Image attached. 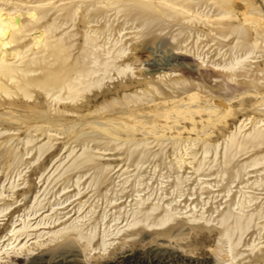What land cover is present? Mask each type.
Returning a JSON list of instances; mask_svg holds the SVG:
<instances>
[{
	"label": "rangeland",
	"instance_id": "obj_1",
	"mask_svg": "<svg viewBox=\"0 0 264 264\" xmlns=\"http://www.w3.org/2000/svg\"><path fill=\"white\" fill-rule=\"evenodd\" d=\"M56 1L13 0V13L21 14L23 30L32 28L31 36L53 18L58 25V31L52 27L57 33L50 28L47 34L54 40L45 67L66 79L90 62V52L105 50L115 52V67L74 101L63 97L64 89L65 100L58 101L32 86L30 98L0 107V264L13 256L27 264L53 245L38 234L76 221L94 232L97 244L103 231L122 227L106 237L112 240L106 250L89 254L98 262L128 247L148 260L181 255L177 263L264 264V0ZM34 5L41 7L27 11ZM256 129L263 133L259 146L250 143ZM84 154L92 160L81 164ZM139 201L203 211L210 221L188 225V233L205 235L204 251L179 253L174 243L153 239L154 233L150 245L130 247L139 238L133 235L122 246L118 238ZM239 206L243 217L252 214L253 226L231 259L217 251L219 221L228 210L238 214ZM57 218L61 224L54 227H33ZM26 220L30 236L13 240L11 231ZM18 242L25 245L19 249ZM79 252L87 260V252Z\"/></svg>",
	"mask_w": 264,
	"mask_h": 264
},
{
	"label": "bare ground",
	"instance_id": "obj_2",
	"mask_svg": "<svg viewBox=\"0 0 264 264\" xmlns=\"http://www.w3.org/2000/svg\"><path fill=\"white\" fill-rule=\"evenodd\" d=\"M4 1L7 0H0V36L2 37L1 38L2 41H0V107L3 104L14 103L15 99L21 100L22 97L30 98L29 90L32 86L36 87L38 89V92L40 93L42 92L43 94L49 96L52 99L54 98L53 100L63 101L67 98L73 100V98L77 96L76 94L79 91H81L82 89H86L84 87H87L88 89L90 86L94 84L95 85L100 84L106 73H108L109 67L111 66L115 67L113 66L114 64L113 62L114 60H116L115 59L116 56H114L115 53L114 51H113L114 53L110 50H105L104 52L101 51L102 52L101 55L90 52L89 55L91 57V60L89 58V55L87 57L90 60V62H88L89 64L85 62L87 64L86 65L84 61H82L83 63H81V64H85V67L81 68V66L78 65L80 67L79 68L77 67V65L74 66L70 64V68L74 66V68L77 67L79 69L73 70L71 68V70H73V74L71 73L72 75L70 74L66 79L63 78L61 79L59 75H58L59 77L58 76L56 77L51 70H48L49 68H46L47 65L45 61L46 59L45 53L47 52V47L49 48V46L51 45V43L49 44L50 42L49 40L50 38L52 39V37L48 36L47 34L48 32L52 34L50 28L51 30L54 31L58 26L56 23H53L54 18L51 22L53 24L51 25L50 23L51 27H49L50 25L48 24V27H44V29L42 27V30L39 32V34L31 36L30 33L32 32V28L28 30H23L25 25L21 20L20 17L21 14L18 15L17 13H13V11L17 10L18 4L14 3L13 0H10V2L13 3V6L12 8H8L7 3ZM58 2H61V0ZM41 3L42 2L37 3L36 5H39ZM36 5H34L33 8L31 9L27 8V11L35 9L37 7ZM41 5L39 7H41ZM59 6L61 7V9L65 8V5L64 6L59 5ZM48 11L49 10L45 12L43 11V13L48 14ZM74 14L76 15V12ZM45 16L46 14H44L42 18H44ZM73 19L71 20L74 22L75 20ZM56 20H58V18ZM65 20L64 22H66ZM52 27H55V29ZM56 30L57 31L59 30L58 27ZM56 30L54 32H56ZM69 35L73 36V34H69ZM58 39L59 41L57 40V42H60L61 38ZM39 40L41 41L39 42ZM52 40H54V37ZM57 42L55 43L57 44ZM70 45L73 46V42ZM32 46L36 47V50H34L35 49L34 48L33 49L34 51H32L31 50ZM51 48H54V46L52 45ZM74 60L73 61L76 63V59ZM77 63H79V60ZM70 68H68L69 71ZM68 69H66L67 72H69ZM117 71L118 73H121L123 69L119 68L117 69ZM60 72L58 74H60ZM98 73L101 74V75L99 74L100 77H98ZM65 74H69V73H65ZM62 77L64 76L62 75ZM63 89L64 91L65 90L67 91V92L66 91L63 92V97L64 96L66 97L65 99L60 97V92ZM64 93L67 94L65 95ZM57 103L59 104V102ZM37 122H41L42 124L43 122L44 123L48 122V120L39 119L37 120ZM44 129L45 128H43L42 131H45ZM249 135L251 139L250 143H252L253 146H259L262 144V140L260 137L263 135V133L260 129L254 130ZM29 142L27 140V143ZM232 146L233 144L231 142L229 143V145L226 144L223 152V156L225 157L227 156V153ZM205 152L206 151H204L203 153ZM85 156H83L84 158L80 160L79 163L84 164L83 162L86 161L89 162V160H92V157L90 158V155L86 157ZM143 204L144 203L142 201L141 202L139 201L136 204L137 206L135 205L136 208H134V210H132L130 213L131 220L127 221L124 224L123 227L126 228V231L118 238L122 246L126 244L125 239L129 237L131 238L133 235H139V238L137 240L136 239L131 241L129 240L130 242L128 245L130 247H133L136 244L150 245L152 244L151 238L153 237H151L149 233H154L156 235V238L154 237L153 239H158L160 242L174 243L179 253H186V252L201 253L204 251L201 238L205 237V235H199L194 232H192L191 234L188 233L189 230L192 229L188 225L199 224L201 221H205V222L210 221V219L208 220L205 219L203 211L198 213L196 211L195 205L193 207L186 206L184 210L181 211V210H177L176 208H171L170 203L165 204L164 207H159V205L157 204H153L149 207L148 206L146 207ZM240 206L239 208H241ZM3 210L4 209H1L0 213L3 212ZM238 210H239L238 214H231V211L228 210L221 216L219 221V224L223 226V233L221 234V236L217 241V243L219 244V247H217V251L219 254L225 252L231 257V259L235 258L234 252L236 251V248L239 247L243 235L249 231L251 226H253L252 220L250 219L252 217V214L243 217V213H241L242 208ZM229 218H232L233 220L232 223H228ZM58 222H59V218L54 219L53 221L50 222L42 221L41 219L33 227H38V226L46 227L51 225H53L52 227H54V224L56 225L61 224ZM176 224H181L182 228L176 229L175 228ZM83 225H84L83 223L78 224V221H76L74 223L71 222L68 225H64L57 230H48L44 234H38L36 236V238L38 239L43 237L44 235H48L46 241L49 243H53V245L48 248V251L42 252L40 255H38V257L33 258L27 264H44V263H48V264H182L181 261L184 260L183 259L178 263L176 262L179 261L180 257H182L181 255L177 256L176 259H171V260L170 259L162 260L160 258H152L148 260L149 258L145 256L143 253H139L135 250H130L127 247V249L124 250L122 254L117 258L110 257L104 260L103 262H98L95 260L94 256L89 257V254L96 249L103 251L106 250V246L110 245L111 243L110 241H112V240H107L106 237L112 234L115 236L116 234L120 233L122 227H116L115 233L110 232L109 234H107L106 231H103L101 240L99 244H97V242H93V238L95 236L94 232L91 231L88 232L84 230ZM31 227L32 226L30 225L29 220H26V222L23 221L20 227L15 228L11 231L13 240L16 241L23 235L24 238H28L30 236L29 230ZM234 236L235 239L233 238ZM19 243L20 242L17 243V246L19 245V249H21L25 245V243L24 244H19ZM43 243L45 242L39 241L36 244L43 245ZM222 244L226 246L227 249L225 248V250H223ZM81 248L87 252V257H88L87 260H85L84 258H80L79 251ZM247 248H249V250L252 252V250L256 248V244H254V242L252 241L249 245H247ZM115 249L116 246L111 248L109 254L113 253ZM26 250L30 251L31 248H26ZM187 263L197 264L196 262L192 263L191 260H188ZM8 264H24V263L20 257L13 256L11 257V262ZM203 264H211V263L210 261L207 260ZM215 264H221V263L216 261Z\"/></svg>",
	"mask_w": 264,
	"mask_h": 264
}]
</instances>
